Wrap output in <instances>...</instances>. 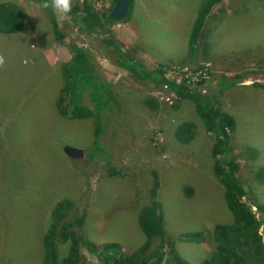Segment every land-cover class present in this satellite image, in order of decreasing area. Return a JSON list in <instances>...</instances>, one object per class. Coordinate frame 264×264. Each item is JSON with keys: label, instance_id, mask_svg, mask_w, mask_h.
<instances>
[{"label": "rangeland", "instance_id": "rangeland-1", "mask_svg": "<svg viewBox=\"0 0 264 264\" xmlns=\"http://www.w3.org/2000/svg\"><path fill=\"white\" fill-rule=\"evenodd\" d=\"M206 1L131 0L126 19L91 34L77 29L71 11L65 15L52 7L64 41L93 55L97 72L114 84L126 115L122 119L115 112L107 114L113 123L103 134L105 153L119 173L104 179V158L86 161L92 119H64L55 106L63 84L61 65L71 61L72 53L56 40L37 4L0 0L13 6L23 23L22 42L14 41L16 35H0V264L40 263L39 238L50 225L53 207L63 200L72 203L66 219L85 217L74 232L85 229L96 247L109 243L131 254L145 241L139 214L155 189L165 235L154 238L150 248L168 252L172 243L180 261L189 264H202L214 248L215 225L231 222L223 187L212 171V140L192 104L179 100L165 85L142 82L117 66L103 38L121 41L148 70L167 67L180 84L192 80L194 71L184 74L190 63L196 69L211 64L217 78L233 76V84L220 96L234 107L229 159L238 166L236 177L253 212L261 216L264 89L241 84L264 85V1H213L192 49L190 30ZM85 4L102 13L110 9L111 0H71V10ZM213 76L196 90L212 96ZM182 124L188 125L182 132L192 139L189 143L180 140ZM65 146L83 149L84 157L70 164ZM260 235L264 244V225ZM80 253L84 264H98L86 246Z\"/></svg>", "mask_w": 264, "mask_h": 264}, {"label": "trees", "instance_id": "trees-1", "mask_svg": "<svg viewBox=\"0 0 264 264\" xmlns=\"http://www.w3.org/2000/svg\"><path fill=\"white\" fill-rule=\"evenodd\" d=\"M30 1L39 7L44 2V0ZM116 1L111 0V4H115ZM213 1L222 0L203 2V12L194 21L190 30L189 46L192 49L198 32L202 29V18ZM48 3L51 4V0H48ZM12 7L4 3L0 4V32L5 34L19 33L23 29L18 12H13ZM40 9L51 23L56 40L63 42L72 53L71 61L61 65L63 84L55 102L57 112L60 117L68 120L92 119L93 140L87 151L86 161L92 162L95 158L99 160L104 158V179L112 178L118 175L119 169L112 164L108 153H105L107 140L103 134L105 127L113 123V119L107 114L115 112L116 116L122 119L126 116L115 97L117 93L115 86L97 72L94 57L88 50L64 41L65 37L59 30L52 7H40ZM79 11L81 12L78 13ZM70 14L75 16L73 22L77 29L87 34L100 30L104 24L120 21L113 20L108 11L97 13L87 4L82 8L75 6ZM102 42L112 49L111 53L116 58L117 66L132 73L142 82L161 83L160 86L165 85L179 100L191 103L212 140V171L223 187L224 201L232 217L228 225H215L212 234L214 248L202 264H264V244L260 235V228L264 225V206L258 209L261 216L253 212L246 192L236 177L238 166L229 159L230 135L235 131V122L227 107L221 102L220 96L227 89V84H233L230 82L233 76L224 74L217 78L216 75L208 74L210 78L211 76L216 77L214 80L216 85L211 84L212 96H207L204 92L196 90L197 85L207 84L206 80L198 82L195 86L175 83L176 81L171 76L174 73L167 72L170 71L167 67L161 66L155 70L146 69L142 61L131 51L125 49L121 41L103 38ZM221 83L223 85L218 87ZM236 84L239 85L240 82L236 81ZM253 86L264 89V85L260 83H254ZM187 127L188 125H183L180 128V140L184 143L192 140L185 137L186 130L182 132ZM69 160L72 165L75 161H79L72 158ZM71 206V201L63 200L53 207L50 225L39 238V264H84L80 253L81 246H86L95 255L98 264H189L187 261H180L175 245L172 243H170L168 252L153 251L150 248V243L154 238H162L165 235L162 206L157 200L155 189L150 191L149 204L142 207L139 214V227L145 241L137 251L131 254H124L117 245L109 243L96 247L88 241L83 228L82 234L74 232L75 226L78 229L82 227L85 217L81 215L73 220L68 218L67 220L66 216Z\"/></svg>", "mask_w": 264, "mask_h": 264}, {"label": "water", "instance_id": "water-1", "mask_svg": "<svg viewBox=\"0 0 264 264\" xmlns=\"http://www.w3.org/2000/svg\"><path fill=\"white\" fill-rule=\"evenodd\" d=\"M130 7V0H117L110 9L109 16L113 20H123L128 16ZM63 152L67 157L72 159H81L84 156L83 149H78L71 146H65L63 148Z\"/></svg>", "mask_w": 264, "mask_h": 264}, {"label": "bare ground", "instance_id": "bare-ground-1", "mask_svg": "<svg viewBox=\"0 0 264 264\" xmlns=\"http://www.w3.org/2000/svg\"><path fill=\"white\" fill-rule=\"evenodd\" d=\"M206 64V67H201L199 69H196L191 63L189 64V66L191 65V69H186L188 72L187 73H184L183 72V69L181 70L182 73L184 74H188L190 76L191 72L194 71L193 73V77H192V80L191 82L189 83L190 85L192 86H195L197 85L198 82H201V81H205V82H210L211 78L208 74H213L212 72V65L205 62ZM175 74V73H174ZM172 76V75H171ZM179 77L178 76H175L174 80L177 81L175 83H178L180 84V82L178 81ZM187 86V85H186ZM171 91V90H170ZM172 92V91H171ZM204 92V91H203ZM173 93V92H172ZM206 93V92H204ZM174 94V93H173ZM175 95V94H174ZM176 96V95H175ZM177 97V96H176ZM178 98V97H177Z\"/></svg>", "mask_w": 264, "mask_h": 264}, {"label": "crops", "instance_id": "crops-1", "mask_svg": "<svg viewBox=\"0 0 264 264\" xmlns=\"http://www.w3.org/2000/svg\"><path fill=\"white\" fill-rule=\"evenodd\" d=\"M34 3V2H33ZM36 4V3H35ZM58 27H59V25H58ZM60 28V27H59ZM0 35L1 36H14V35H16V37H14L13 39H14V41L16 42V43H20V42H22L23 40L21 39V37H20V33H12V34H5V33H2V32H0ZM31 37H29V39H31V42H33V38H35V32L34 33H31V35H30ZM180 63L181 62H179V64L178 63H176V64H178V65H180ZM182 64V63H181ZM214 85L216 84L215 82L213 83ZM241 87L242 88H251V87H254L253 85H251V84H249V83H246L245 82V84H241ZM256 89H259L260 91H263L261 88H256ZM222 98V102L225 104V106L226 107H228L227 109H229L230 110V113H231V116L233 117L234 115H233V113H234V111H233V106L232 105H230V104H228L227 103V99H226V97L225 96H222L221 97ZM228 98V97H227ZM234 118V117H233ZM182 125H185V124H182ZM181 127V126H180ZM235 128H236V122H235Z\"/></svg>", "mask_w": 264, "mask_h": 264}, {"label": "clouds", "instance_id": "clouds-1", "mask_svg": "<svg viewBox=\"0 0 264 264\" xmlns=\"http://www.w3.org/2000/svg\"><path fill=\"white\" fill-rule=\"evenodd\" d=\"M114 4H111V7ZM54 7L59 12L67 15L71 11V0H52V3L49 4L48 0H44V2L40 5L42 8H48V7ZM110 7V9H111ZM110 9L107 10L108 13L110 12ZM85 153V152H84Z\"/></svg>", "mask_w": 264, "mask_h": 264}, {"label": "flooded vegetation", "instance_id": "flooded-vegetation-1", "mask_svg": "<svg viewBox=\"0 0 264 264\" xmlns=\"http://www.w3.org/2000/svg\"><path fill=\"white\" fill-rule=\"evenodd\" d=\"M84 157V156H83ZM82 159V158H81Z\"/></svg>", "mask_w": 264, "mask_h": 264}]
</instances>
